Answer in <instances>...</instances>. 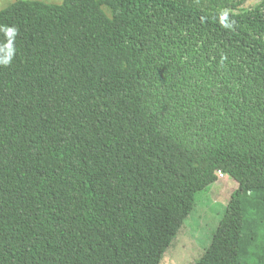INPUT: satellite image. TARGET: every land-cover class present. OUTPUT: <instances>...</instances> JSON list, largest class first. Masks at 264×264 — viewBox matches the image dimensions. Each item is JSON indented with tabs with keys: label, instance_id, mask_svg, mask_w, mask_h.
Listing matches in <instances>:
<instances>
[{
	"label": "trees",
	"instance_id": "obj_1",
	"mask_svg": "<svg viewBox=\"0 0 264 264\" xmlns=\"http://www.w3.org/2000/svg\"><path fill=\"white\" fill-rule=\"evenodd\" d=\"M227 176L196 264H264V0L0 10V264H161Z\"/></svg>",
	"mask_w": 264,
	"mask_h": 264
},
{
	"label": "rangeland",
	"instance_id": "obj_2",
	"mask_svg": "<svg viewBox=\"0 0 264 264\" xmlns=\"http://www.w3.org/2000/svg\"><path fill=\"white\" fill-rule=\"evenodd\" d=\"M17 0H0V10ZM62 3L64 0H41ZM239 182L227 176L200 191L194 209L185 220L178 235L167 249L161 264H196L211 245L221 219L224 217L232 193ZM263 189H248L244 193L243 206L246 216L256 219L258 241L264 244V225L260 222L263 212ZM261 223V224H260Z\"/></svg>",
	"mask_w": 264,
	"mask_h": 264
},
{
	"label": "crops",
	"instance_id": "obj_3",
	"mask_svg": "<svg viewBox=\"0 0 264 264\" xmlns=\"http://www.w3.org/2000/svg\"><path fill=\"white\" fill-rule=\"evenodd\" d=\"M221 179L225 180V177H223V178H221Z\"/></svg>",
	"mask_w": 264,
	"mask_h": 264
},
{
	"label": "built area",
	"instance_id": "obj_4",
	"mask_svg": "<svg viewBox=\"0 0 264 264\" xmlns=\"http://www.w3.org/2000/svg\"><path fill=\"white\" fill-rule=\"evenodd\" d=\"M220 175H221V176H223V174H222V173H221Z\"/></svg>",
	"mask_w": 264,
	"mask_h": 264
}]
</instances>
